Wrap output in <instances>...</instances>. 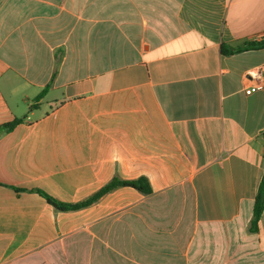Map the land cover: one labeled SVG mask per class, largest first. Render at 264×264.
<instances>
[{
	"label": "crops",
	"instance_id": "obj_1",
	"mask_svg": "<svg viewBox=\"0 0 264 264\" xmlns=\"http://www.w3.org/2000/svg\"><path fill=\"white\" fill-rule=\"evenodd\" d=\"M262 40L264 0H0V264H264V48L222 52ZM114 179L152 193L37 192Z\"/></svg>",
	"mask_w": 264,
	"mask_h": 264
},
{
	"label": "trees",
	"instance_id": "obj_2",
	"mask_svg": "<svg viewBox=\"0 0 264 264\" xmlns=\"http://www.w3.org/2000/svg\"><path fill=\"white\" fill-rule=\"evenodd\" d=\"M264 48V40L262 41H252L248 43L245 47L239 48V49H232L228 47L227 45L223 44L222 45V52L223 54H235L239 53L242 51L246 50H253V49H260ZM47 93V89H44L36 98V101L41 100L45 94ZM21 121L20 120H15L12 123L4 125V131L9 132L13 130ZM132 187L134 189H137L138 191L144 193V194H151L152 189L150 187V184L148 180L146 179H138L136 181H121L119 179H114L110 184H108L106 187L101 189L97 194L94 196L90 197L87 200L78 202V203H65V202H60L53 197L49 196L45 192L38 190L37 192L41 194L43 197L46 198L48 203L53 205L57 210L60 211H76L83 209L87 207L88 205L92 204L93 202L97 201L101 196H103L105 193L110 192L114 190L117 187ZM17 191H21L22 189H17ZM264 211V178L261 182V185L259 187L258 193L255 198V203H254V209H253V218L251 221V226L250 230L254 233L258 232V226L259 222L262 216V213Z\"/></svg>",
	"mask_w": 264,
	"mask_h": 264
},
{
	"label": "built area",
	"instance_id": "obj_3",
	"mask_svg": "<svg viewBox=\"0 0 264 264\" xmlns=\"http://www.w3.org/2000/svg\"><path fill=\"white\" fill-rule=\"evenodd\" d=\"M247 76L251 81H254V84H249L245 88L246 95H251L264 90V67L257 70L255 74H248Z\"/></svg>",
	"mask_w": 264,
	"mask_h": 264
}]
</instances>
